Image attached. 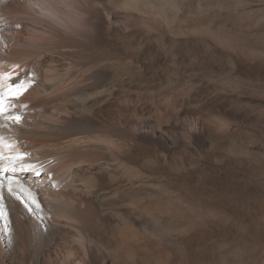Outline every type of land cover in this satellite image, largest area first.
Instances as JSON below:
<instances>
[{"label":"rangeland","instance_id":"obj_1","mask_svg":"<svg viewBox=\"0 0 264 264\" xmlns=\"http://www.w3.org/2000/svg\"><path fill=\"white\" fill-rule=\"evenodd\" d=\"M180 3L198 27L177 37L158 26L151 34L124 11L113 19L112 36L144 49L142 66L131 68V52L112 43L100 69L112 104L101 123H123L136 140L124 153L128 193L111 203L126 217L97 216L96 262L264 264V0ZM192 50L200 56L178 54ZM134 193L143 196L140 211ZM125 228L133 250L116 261L104 250ZM61 251L58 263L84 264L81 248Z\"/></svg>","mask_w":264,"mask_h":264},{"label":"bare ground","instance_id":"obj_2","mask_svg":"<svg viewBox=\"0 0 264 264\" xmlns=\"http://www.w3.org/2000/svg\"><path fill=\"white\" fill-rule=\"evenodd\" d=\"M183 1L188 6L195 3ZM123 11L143 19L151 34L155 26L176 37L198 27L180 0H0V72L35 76V83L18 97L20 104L28 105L20 108L23 127H10L0 134L23 145L19 150L31 154L25 163L37 165L40 172L39 176L35 171L0 172L6 191L10 180L14 187L18 182L31 190L39 205L32 203L40 224L31 223L30 212L7 191L11 219L15 220L14 237L0 249V264H60L62 248L70 245L81 248L84 264H97L93 247L97 216L110 210L122 215L111 203L128 193L124 178L131 166L124 153L136 138L123 123H101L100 113L112 104L100 69L110 61L112 43L131 52L128 66H142L139 57L144 48L138 51L133 40L112 36L116 28L113 19ZM178 54L200 56L195 50ZM135 171L139 178V169ZM129 182L136 184L132 178ZM131 196L140 211L143 196ZM126 228L120 233L121 242L104 250L116 261L127 249L133 250L128 246L131 238ZM139 230L134 232L137 238Z\"/></svg>","mask_w":264,"mask_h":264},{"label":"snow or ice","instance_id":"obj_3","mask_svg":"<svg viewBox=\"0 0 264 264\" xmlns=\"http://www.w3.org/2000/svg\"><path fill=\"white\" fill-rule=\"evenodd\" d=\"M35 83V76L25 74L21 76L19 72L9 71L0 72V133L8 130L10 127H23V114L20 108L27 109L28 105L20 104L18 97L21 96L28 88ZM7 101V103H6ZM23 145L18 144L14 137H6L0 134V172L15 173L18 170L21 172H33L39 176L40 172L36 171L37 165L25 163V158H30V153L21 152L19 149ZM7 149L8 154H5ZM16 187L22 188L28 192V198L32 203L37 204L35 197L32 196L31 190L16 182ZM4 188L3 182L0 181V190ZM7 191L16 196L18 200L22 197L13 187V181H9ZM27 207V205H25ZM30 210V209H29Z\"/></svg>","mask_w":264,"mask_h":264}]
</instances>
